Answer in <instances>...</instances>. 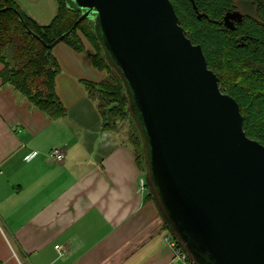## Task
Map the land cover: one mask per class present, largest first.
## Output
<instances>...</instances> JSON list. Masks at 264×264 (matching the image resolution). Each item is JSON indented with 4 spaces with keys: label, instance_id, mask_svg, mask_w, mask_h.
I'll list each match as a JSON object with an SVG mask.
<instances>
[{
    "label": "water",
    "instance_id": "1",
    "mask_svg": "<svg viewBox=\"0 0 264 264\" xmlns=\"http://www.w3.org/2000/svg\"><path fill=\"white\" fill-rule=\"evenodd\" d=\"M71 1L81 15L48 48L82 20L96 24L143 134L147 193L170 235L192 264H264V147L246 137L237 102L170 1Z\"/></svg>",
    "mask_w": 264,
    "mask_h": 264
},
{
    "label": "crops",
    "instance_id": "2",
    "mask_svg": "<svg viewBox=\"0 0 264 264\" xmlns=\"http://www.w3.org/2000/svg\"><path fill=\"white\" fill-rule=\"evenodd\" d=\"M15 2L40 26L56 15L55 0ZM90 52L62 43L52 50L61 68L62 119L50 120L0 82V264H172L163 219L140 190L144 175L128 141L103 127L83 87L105 77L93 69ZM86 98L105 132L100 141L82 135ZM56 148L64 152L61 164L48 159ZM56 245L67 250L64 257Z\"/></svg>",
    "mask_w": 264,
    "mask_h": 264
},
{
    "label": "trees",
    "instance_id": "3",
    "mask_svg": "<svg viewBox=\"0 0 264 264\" xmlns=\"http://www.w3.org/2000/svg\"><path fill=\"white\" fill-rule=\"evenodd\" d=\"M55 1V17L48 25L40 26L15 0H0L1 86H9L52 121L64 118L66 109L56 93V78L61 68L52 54L53 48L48 46L68 32L81 15L69 9L65 0ZM169 1L186 37L193 45L200 46L208 68L218 78L220 90L237 102L246 137L264 147V0L259 3L260 20L248 19L235 31L221 30L220 25L224 12L234 0H193L196 11L189 0ZM196 13L202 17L198 19ZM60 43L76 53H84L87 45L93 69L105 74L97 83L82 81L88 97L96 103L103 127L116 131L125 121L133 126L123 80L107 60L93 22L82 20ZM127 141L144 175L146 199L154 201L147 193L144 143L136 126ZM163 224L169 233L168 226Z\"/></svg>",
    "mask_w": 264,
    "mask_h": 264
},
{
    "label": "rangeland",
    "instance_id": "4",
    "mask_svg": "<svg viewBox=\"0 0 264 264\" xmlns=\"http://www.w3.org/2000/svg\"><path fill=\"white\" fill-rule=\"evenodd\" d=\"M66 5L69 9H75L76 6L75 4L71 1V0H66ZM93 30L95 32V34H97L98 28L96 26V24L93 22ZM83 103H86V106H84L86 109H82L84 111H87V117H88V123H87V130H86V125L85 126H81L82 128V135L84 136L85 133H87V139L92 141L95 140L96 141H100L102 136L105 135V132L102 128V125H100V117L96 114L95 112V108H94V103L90 100H88L87 98L84 100ZM89 113V114H88ZM70 118H68L69 120ZM132 124L133 126L137 127L138 133L142 136V132L141 129L139 127L138 121L135 118V116L133 115L132 117ZM129 121H125L123 123L120 124V128L117 132L114 133V136L116 137L115 139L117 140H122V141H127V138L130 134V132L133 131L134 127H133ZM83 140L85 139V137H82Z\"/></svg>",
    "mask_w": 264,
    "mask_h": 264
},
{
    "label": "flooded vegetation",
    "instance_id": "5",
    "mask_svg": "<svg viewBox=\"0 0 264 264\" xmlns=\"http://www.w3.org/2000/svg\"><path fill=\"white\" fill-rule=\"evenodd\" d=\"M260 2L261 0H234L231 8L226 10L222 16L220 22L221 30L235 31L236 28L242 26L243 23L248 19L260 20V15H259ZM191 5L193 9L196 11V7L194 6V3L193 4L191 3ZM229 14H234L233 19L225 21L224 20L225 16ZM196 15H201V14L196 13ZM228 24H230V26L233 27V29H230ZM239 39L242 40V37H239Z\"/></svg>",
    "mask_w": 264,
    "mask_h": 264
},
{
    "label": "built area",
    "instance_id": "6",
    "mask_svg": "<svg viewBox=\"0 0 264 264\" xmlns=\"http://www.w3.org/2000/svg\"><path fill=\"white\" fill-rule=\"evenodd\" d=\"M36 153H32L31 155L27 156L26 159L28 160L29 158L35 156ZM48 159L50 161H53L55 163L61 164L64 161V152L60 148H56L51 150L48 153ZM144 180L140 181V190H144ZM164 242L166 245L170 248L171 250V263L172 264H192L190 260L188 259L186 253L179 247L177 242L173 239V237L169 233H165L164 235ZM54 250L57 252L58 257H64L67 254V250L59 245L54 246Z\"/></svg>",
    "mask_w": 264,
    "mask_h": 264
}]
</instances>
